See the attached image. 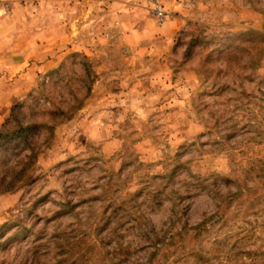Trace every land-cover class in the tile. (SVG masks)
<instances>
[{"label":"rangeland","instance_id":"374dc122","mask_svg":"<svg viewBox=\"0 0 264 264\" xmlns=\"http://www.w3.org/2000/svg\"><path fill=\"white\" fill-rule=\"evenodd\" d=\"M162 6L0 0V264H264V0Z\"/></svg>","mask_w":264,"mask_h":264},{"label":"crops","instance_id":"0c3cea01","mask_svg":"<svg viewBox=\"0 0 264 264\" xmlns=\"http://www.w3.org/2000/svg\"><path fill=\"white\" fill-rule=\"evenodd\" d=\"M10 37L8 33L0 31V103H5L9 101V94L2 89L6 83V76L11 71H17L24 67V62L19 60L18 55L12 52L10 47ZM8 85V84H7ZM2 90V92H1ZM2 118H0V124L2 123Z\"/></svg>","mask_w":264,"mask_h":264},{"label":"built area","instance_id":"2783aa9c","mask_svg":"<svg viewBox=\"0 0 264 264\" xmlns=\"http://www.w3.org/2000/svg\"><path fill=\"white\" fill-rule=\"evenodd\" d=\"M151 5L153 6V13L156 20L159 23L164 22L167 19V14L162 6V0H150ZM10 11V4L5 3L2 7V13L7 14Z\"/></svg>","mask_w":264,"mask_h":264},{"label":"trees","instance_id":"16d2710c","mask_svg":"<svg viewBox=\"0 0 264 264\" xmlns=\"http://www.w3.org/2000/svg\"><path fill=\"white\" fill-rule=\"evenodd\" d=\"M85 70H86V68H85ZM22 130H20V132H26V130H29L30 128L28 127V128H21ZM2 138H4V135L0 132V140L2 139ZM156 250H157V248H156Z\"/></svg>","mask_w":264,"mask_h":264}]
</instances>
